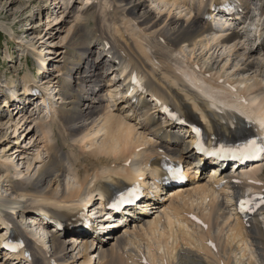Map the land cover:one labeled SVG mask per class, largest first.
I'll return each instance as SVG.
<instances>
[{"label":"bare ground","instance_id":"bare-ground-1","mask_svg":"<svg viewBox=\"0 0 264 264\" xmlns=\"http://www.w3.org/2000/svg\"><path fill=\"white\" fill-rule=\"evenodd\" d=\"M73 1H59V20L54 16L37 22V33L41 32V25L46 26L43 34L46 40L53 37L58 24L64 23V33L61 31L41 52L36 44L39 33L26 40L9 35L22 49L34 53L41 67H47L41 54L52 53L49 62L53 57L58 62L55 67L62 72L55 75L54 83L44 78L45 87L56 95L44 112L48 113L46 118L33 109L29 113L19 111L15 120L9 114L0 116V143L15 139L12 154L17 153L16 160L10 158V144L0 150V163L2 158L9 157L4 160L9 165L0 166V188L6 186L4 192L19 195L30 209L51 215L50 219L39 222L43 227L40 236L29 237L31 235L17 226L26 246L16 257L9 255L0 264H181L191 260L193 255L189 252H194L195 261L208 264H245L243 258L249 264L257 259L252 253L253 246L257 252L261 251L262 255H258L264 264V248L258 247L264 244L260 227L262 220L264 224V204L259 199L264 195V181L258 176L264 166L262 159L253 163L248 160L249 167L247 164L232 167L230 174H218L212 166L204 182L202 177L191 175L186 182L175 184L168 197H159L154 202L149 211L156 213L153 218H148L146 212L138 213L135 220L120 218L124 222L119 229L122 232L106 241L95 243L87 239L80 227L79 212L81 204L91 200L85 195L92 189L104 195L132 187L134 182L148 181L142 184L154 185L153 179L160 172L173 174L182 160L188 165L194 160V154L184 151L194 141L193 135L186 136L181 146L175 129L165 126L172 118L162 114L159 117L162 120L155 117L150 121L140 119L142 114L138 118L133 113L138 111L140 103L145 104V96L154 104L147 107L144 117L160 104L162 110L174 114L175 123L184 125L190 132L193 125L202 128L209 138L208 148L214 141L230 140L240 133H248L258 142H264V51L260 50L264 44L263 0H260L263 3L260 8L253 7L251 17L247 15L249 28L243 24L247 37L253 40L247 52H239L237 45L239 42L246 45L249 41L241 40L235 29L224 28L227 21L217 22L220 17H206L211 3L234 7L240 0H95L89 5L84 3L91 0H83L72 13ZM39 8L37 13H40ZM176 9H181L178 16L172 12ZM219 26L223 29L212 28ZM105 31L112 39L107 38ZM57 45L62 46L54 49ZM196 46L203 50H227L225 65L230 54L242 57L243 61L234 64L232 74L236 77L224 76L225 66L217 71L208 66L204 69L206 62L193 58ZM92 51L120 61L128 73V78L121 77L119 83H107L104 89L107 93L94 97L88 91L97 90L100 84L96 81L101 74L98 72L94 77L85 74L89 72L87 64L82 70L69 71L82 54L90 56ZM30 70L26 68L21 74L24 92L39 80ZM9 82L8 87L12 89L14 82ZM14 92L17 96L20 94L18 89ZM106 94L110 95V100L104 104L102 99ZM115 96L125 114L115 113L110 108L116 102ZM6 103L4 100L2 107ZM134 118L138 119L134 122ZM47 119L54 120L59 132L65 127L64 140L68 137L73 144L89 146L90 154L82 159L73 155L70 158L63 144L59 145L53 138L52 124ZM38 134L45 140L39 141L44 157L38 149L33 157L24 161L23 149L15 146L20 143L17 137L31 139ZM85 152L81 150L77 155H85ZM37 158H41L40 161H34ZM197 172L195 168L191 173ZM6 199L2 197L0 201ZM80 199L85 202L78 204ZM245 199L252 202L240 211V201ZM162 200H167V204H162ZM228 205L233 212L228 211ZM164 232H168V242L164 240ZM140 239H145L146 244ZM29 254L33 255L30 259Z\"/></svg>","mask_w":264,"mask_h":264},{"label":"rangeland","instance_id":"rangeland-1","mask_svg":"<svg viewBox=\"0 0 264 264\" xmlns=\"http://www.w3.org/2000/svg\"><path fill=\"white\" fill-rule=\"evenodd\" d=\"M44 1L45 0H0V77H2V75H4L3 74V71H4V69L6 68V65H7V68L8 69H7V77L6 78L9 79L10 81H12V83L14 81L17 82L18 79H19V77L21 78V74L24 72V70L26 68H28L29 70L31 69L30 71H34V70L30 66L32 64V62H27L26 63V62L23 61L24 55H22V53H19L20 51H19L17 45H15L16 43H14V41L9 36L10 33H12L15 36L17 35V36L21 37L24 40H26L28 38L22 37V34H20L23 30H25V32H26V33L24 32L25 34H27L31 30L30 35H32V34H38L39 33L40 38H38L39 41L36 43V44H38V51L39 52H41L42 50H44L45 48H47V46L49 45V43H51L53 40L57 39L58 38V35L61 34V31H62V33H64L63 32L64 23L58 24L59 26H57V28L53 32L54 33L53 37L51 39H49V40H46L45 36H43V34L45 33V27H46L45 25H43V26L41 25L40 26V29H42V30L39 29L41 32H38V33H37V28H35L36 25L30 24L31 27L24 28L26 26V24H28L27 21H26L27 16L28 17L30 15L31 16H34V14L37 15L38 14L37 13V9H38V7H40L39 4H43ZM252 1H253V4H252L251 9L249 11L250 14H252V9H254L253 7L258 6V3H259L258 0H251V2ZM262 2H264V0ZM79 3H81V1L77 2L78 5H79ZM77 4H75L74 7L79 8V6ZM176 10H174L172 12L174 14H176V16H178L179 15L178 11H180L181 9H176ZM73 12H76V10H73V8H72V13ZM28 13H30V15H27ZM72 13H71V15H72ZM183 13L184 12H182V15H183ZM54 16L56 17L57 20L60 19L59 12H56V14L52 15V18ZM40 19L45 20L44 18H40ZM40 19H38L36 22H38ZM233 28L237 32H239V35L241 37L240 38L241 40H243V39L246 38L245 41H249V42H245L246 45H243L240 42L238 43L239 45H237V48H239V52H242L243 50H245V52H247V50H249V47L252 46L253 40H249V37H247L248 33L246 31H244L245 29H244L243 25H240V26L234 25ZM105 35L107 36L108 39H112L111 37H109V35H107L106 31H105ZM247 38H248V40H247ZM40 39H41V42H40ZM17 44H19V43H17ZM19 45H21V44H19ZM50 46H51V44H50ZM61 46L62 45H57V46H54V47L52 46V47L55 49V48H59V47L61 48ZM20 48H22V45L20 46ZM222 49L223 48H220V49L217 48V49L214 50V49L210 48L208 50V48H207V50H203L199 46H196V49H195L193 58L198 59L201 63H203V62L205 63L206 62L204 69L207 68V66H208V69H212L214 71H217L220 67L225 66V68H224L225 70L222 71V74L224 76L227 75V74H232L234 72V68H235L234 67V64H235V62L236 61H239V60L240 61H243L244 59H242V57H236V55L230 54L229 59H228V62L225 65V61L228 58V56H227V50H222ZM260 50H262V52L264 51V45H263V47L262 46L260 47ZM185 51H186V53L189 52L188 50H185ZM19 54L22 56V58L20 60L16 57V56H19ZM45 54H47V53L43 52L42 53V56H45ZM50 54H52V53H50ZM34 55L35 54L33 53V56ZM49 57L47 56L48 59H49ZM42 58H44V57H42ZM51 59L54 62H56L55 64H58V62L56 60H54L53 57H51ZM239 64H240V62H239ZM217 65H218V67H217ZM11 67H14L13 70H11ZM8 74L9 75H12V76H9ZM109 77H111V75H109ZM235 77H236L235 74L234 75L232 74L230 76V78H232V79L235 78ZM51 79H52V82L54 83V79H53V75L52 74L49 76V78H48V76L46 78V80L48 81V83H49V81H51ZM13 86L11 88H13ZM7 87H8V85H7ZM88 93H89V91H88ZM105 93H107V92H104V94ZM97 94H99V93L97 92ZM109 94H106L107 97H104L102 99V101L104 100L103 101L104 104L107 103V100H110V95ZM48 95H49V93H48ZM89 95H90V93H89ZM112 97L113 96H111V98ZM112 99H114V98H112ZM115 100H116L117 103L116 102L114 104L112 103L113 105L110 106V108L112 109V111L115 112V113H118L119 112V113L125 114L124 111H123L124 108L122 107L123 105L120 104V103H118V101H120V100H118V98L116 99V96H115ZM13 120H15V119L13 118ZM49 120L51 121L50 123L52 124V129H53V133H54L53 134V138H56L55 139L56 141L58 140L59 145H62L63 144L62 145L63 146V150H64V152H67L68 155L69 154L71 155L70 158H72V155H73V156H79V159H82V158H85L86 155H89L90 154L89 153L90 152L89 146L81 147V146H79V143H74L73 144V142L71 141V139L68 138V137H66V139L64 140L63 138L65 137V127L62 130L60 128V132H59V128L57 127V124H54L53 123L54 120L47 119L48 122H49ZM136 120H137V118H134V122ZM9 133H11V132L8 130V133H7L8 136H10ZM50 135L51 134L47 135V137L50 136ZM37 136H35V137L31 138V139L28 138V136H26V138H24V140H22V143H21L20 146L18 144L15 145V146H18V148L20 147V148L23 149V152L22 153H23V155H25L24 161H25V159H29V158L33 157L36 154V151L38 149L41 151L42 147H40V142L39 141H41V143H42L45 140L42 141L44 138L40 137V135L38 136L37 139H35ZM16 137L17 136H15V138ZM41 138H42V140H41ZM63 140L65 141V143L62 142ZM14 142H16V141L13 138H9L7 141L1 142L0 143V150L3 148L2 147L3 145L10 144L11 147H10V150L8 151L11 154V157L10 158L16 160L17 157H15V154H17V153L12 154V153H14V145L12 146V144ZM73 145H75V146H73ZM81 150H82V152L86 151L85 152V155L84 154L79 155L80 153H78V155H77V152H79ZM41 157L42 158L44 157V154H43L42 151H41ZM87 158L89 159V156H87ZM40 159L37 158L34 161H40ZM78 160H76V161H78ZM19 163H20V160H19ZM84 163H86V162H84ZM262 163H264V158H262ZM247 167H249V165ZM76 169H78V168H76ZM22 170H24V169H22ZM202 175H204V176H201L202 177V181L204 182V180L206 181L208 179V176H207V173H205V172H203ZM258 176L260 177V179H262V181H264V166L262 167L261 171L258 173ZM4 188H6V186H3V187L0 188V193H3V194H6L7 193V191L4 192ZM219 192H221V191H219ZM221 194L224 195V193H221ZM162 196H167L168 197V195H166V194L165 195L163 194ZM220 198H221V196H220ZM222 199H224V197H222ZM79 201H78V204H79ZM162 201H164V202H162V204H164V205L167 204V200H162ZM224 202H225V200H224ZM227 204H230V203H227ZM231 208H232V206L228 205V211L229 212H233V209H231ZM155 215H156V213H152V212L149 213L148 212L147 217L151 219ZM257 217L260 218L261 215L258 214ZM260 227L262 229V233L264 234V224H263V220L260 222ZM164 235H165V239L164 240L166 242H168L169 241L168 232H164ZM262 238H263V241H264V236ZM140 240H142V239H140ZM142 241L144 242V244H146V240L145 239L142 240ZM255 242H256V240H255ZM258 247L264 248V244L263 245H258ZM253 248L254 249L252 250V253H254V255H255V257L257 259L256 260L253 259L254 261L252 260L249 264H261V260L262 259H261V257L259 258V255L258 254H261L262 255V253H261V251L260 252H257L256 246H253ZM77 250H78V248H76L74 250L75 254H76V251ZM194 250L197 252L196 249H194ZM189 254L193 255V256H190L191 257V260L189 262L184 261L181 264H208L207 262L195 261L196 258L194 257L195 256L194 252H189ZM4 260H5L4 258H0V261H4ZM243 261H244L245 264H247V259L243 258ZM173 264H175V263L173 262Z\"/></svg>","mask_w":264,"mask_h":264},{"label":"snow or ice","instance_id":"snow-or-ice-1","mask_svg":"<svg viewBox=\"0 0 264 264\" xmlns=\"http://www.w3.org/2000/svg\"><path fill=\"white\" fill-rule=\"evenodd\" d=\"M251 123V121H250ZM198 131V130H197ZM197 149L204 152V154L213 157L232 156V158H241V159H252L255 156L264 153V142H258L256 139H246L243 144H238L235 146H224L221 145L219 148L213 147L211 150L201 147L198 142L196 145ZM237 154H239L237 156ZM260 202L264 204V195L259 197ZM124 200L123 194H121V201ZM252 201L249 199L240 201V211L245 210V205L250 204ZM5 246H8L5 242Z\"/></svg>","mask_w":264,"mask_h":264},{"label":"built area","instance_id":"built-area-1","mask_svg":"<svg viewBox=\"0 0 264 264\" xmlns=\"http://www.w3.org/2000/svg\"><path fill=\"white\" fill-rule=\"evenodd\" d=\"M82 1H83V0H82ZM88 3H89V2L87 1V2H85L84 4L88 5ZM56 4H57V3H56V0H55V2H53V3H52V6L49 8L47 15L49 14L50 11H53V10H54V14H56V12H59V11H58V8H59V7H55ZM54 14H53V15H54ZM45 15H46V13H45ZM49 17L52 18V16H47V18H49ZM27 23H28V22H27ZM36 24H38V23L36 22V23H34V24H32V25H36ZM29 27H31L30 24H26V26H25L24 28H29ZM36 28H37V27H36ZM30 32H31V30L28 32V34H27L28 36H30V34H29Z\"/></svg>","mask_w":264,"mask_h":264}]
</instances>
